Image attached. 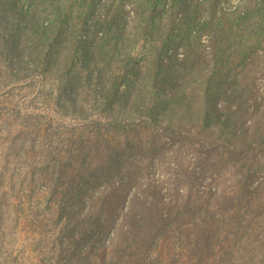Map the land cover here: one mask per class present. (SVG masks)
Listing matches in <instances>:
<instances>
[{"label":"trees","instance_id":"1","mask_svg":"<svg viewBox=\"0 0 264 264\" xmlns=\"http://www.w3.org/2000/svg\"><path fill=\"white\" fill-rule=\"evenodd\" d=\"M24 3L25 23L15 27L22 33H13L9 50L19 58L23 46L31 47L29 57L18 60L27 73L21 86L40 83L43 102L48 92H60L56 111L77 119L66 138L91 140L104 131L161 126L201 140L196 146L221 145L238 174L234 184L196 205L166 204L155 190L152 196L146 191L151 198L138 218L127 222L123 247L112 249L113 256L101 264H264V130L257 144L238 134L239 119L233 115L239 111L228 104L236 95L239 105L246 96L257 102L251 77L259 61L264 65V0L226 17L190 18L185 32L169 27L160 42L153 34L154 14L166 0H117L112 16L96 20L95 0ZM126 3L133 13L131 27L119 17ZM200 32L207 35L209 52L203 53ZM180 36L189 50L182 57L170 43ZM197 38L199 46L192 41ZM28 73L40 76L28 78ZM217 98L228 105L226 116ZM37 128L42 126L32 129Z\"/></svg>","mask_w":264,"mask_h":264},{"label":"rangeland","instance_id":"2","mask_svg":"<svg viewBox=\"0 0 264 264\" xmlns=\"http://www.w3.org/2000/svg\"><path fill=\"white\" fill-rule=\"evenodd\" d=\"M116 1L95 0V20L112 16ZM253 2L166 0L165 8L154 14L155 40L167 38L169 27L175 33L185 32L190 18L226 17ZM25 5L24 0H0V264H101L113 256L112 249L123 247V236L130 230L127 222L138 218L140 209L148 205L146 198H151L146 191L151 196L160 194L166 204L196 205L234 184L238 174L221 145L196 146V139L184 131L148 126L104 131L91 140L66 138V129L74 128L77 119L56 111L60 92H48V101L43 102L40 83L31 89L21 86L20 78L27 73L20 71L18 60L28 58L31 47L23 46L19 58L9 50L13 33H22L15 27L25 23ZM119 11L120 19L133 26L130 3ZM200 35L206 53L208 38ZM192 41L199 46L198 38ZM183 42L181 36L170 42L180 57L189 51ZM96 45L95 38L92 49ZM11 60L18 61V66L10 64ZM262 64V60L257 63L258 71L251 77L256 78L257 102L246 96L247 101L239 105L236 95L228 103L239 111L233 115L239 119L236 132L255 144L263 139L264 130ZM31 74L27 77L40 76ZM215 104L224 116L228 114L222 98ZM25 122L30 128L25 129ZM34 126L42 128L32 129Z\"/></svg>","mask_w":264,"mask_h":264}]
</instances>
